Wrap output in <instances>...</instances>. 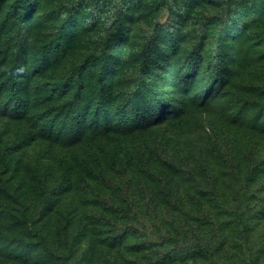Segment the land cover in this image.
<instances>
[{
  "label": "rangeland",
  "instance_id": "1",
  "mask_svg": "<svg viewBox=\"0 0 264 264\" xmlns=\"http://www.w3.org/2000/svg\"><path fill=\"white\" fill-rule=\"evenodd\" d=\"M18 1L0 0L8 55L0 82L23 65L29 76L18 79L30 99L15 112L0 95V264H264L263 8L223 22L226 0ZM118 8L119 45H109L108 63L85 61L114 29ZM68 14L85 28L54 50ZM144 46L151 88L194 67L186 91L171 86L159 105L137 101L126 128L116 125L117 107L134 88ZM217 50L225 80L202 93ZM99 70L111 89L101 103ZM81 105L89 115L107 111L110 122L95 133L81 125L76 140L63 117Z\"/></svg>",
  "mask_w": 264,
  "mask_h": 264
},
{
  "label": "trees",
  "instance_id": "2",
  "mask_svg": "<svg viewBox=\"0 0 264 264\" xmlns=\"http://www.w3.org/2000/svg\"><path fill=\"white\" fill-rule=\"evenodd\" d=\"M173 2L175 0H172ZM218 1V0H217ZM221 0H219L220 2ZM21 7H24L28 3L27 0H19L18 1ZM222 2V1H221ZM226 7L221 8L220 15H222L223 22L228 20V17L233 12H238L244 8H248L250 10V14L256 13L257 10L262 9L264 11V0H226ZM115 15V22L116 25L114 26V29L111 30L110 34L104 38L102 41V45L99 48L97 52H90L86 58L85 61H90L91 63H98L103 64L108 63L109 60L106 59L107 55V49L109 45H112L113 43H116V45H119V40H113L116 37H118V33L120 32V28L122 26L121 23V16H120V8H118ZM68 20L65 21L64 27L65 29L59 32V39L57 42L51 46L54 47V50L58 47H61L62 49H65L67 46L71 44L72 41L76 39L77 32L80 29H84L85 26L76 25L74 23L71 24V16L68 14L67 16ZM21 33L18 36V40H15V45L20 46L21 44ZM172 41V47L171 51L176 53V44L173 38L170 39ZM2 44H0V66L1 63L4 64L5 59L7 58L6 50L1 49ZM53 51V50H52ZM40 53V59L43 62H48V57L44 55L42 51ZM20 53L15 56V60L18 61L20 59ZM223 53H220L215 51L212 55L214 60V66L212 67L210 71V82L207 85L202 86L201 90L202 93L205 91H208L209 86L211 82L214 81L215 77H219L217 79L216 83L220 84L222 81L225 80L224 78V70L225 66H227L226 60L224 56H222ZM138 58H139V65L136 70V82L134 85V88L127 92L126 102L125 104H121L117 107V115L120 116V122H118L116 125H123L124 127H132L134 124V120L137 113L140 111L139 109L136 110V115H132L134 109L130 108H137L138 102L141 99L145 102H150L151 104L159 105L162 97V93L168 89H170L171 86H174L175 88L181 89V91L187 90V85L189 83V76H191L190 70L193 69V65L191 63H187L183 66L184 70L183 73L178 75V72H175L172 76H170L172 80H170V83L168 82L166 76L161 80L160 82V88L154 89L149 86V84L145 83L144 76L149 73L148 71V64L147 60L150 58V54H148V46L142 47L138 52ZM110 65H108L107 68L109 70H106V72H111ZM83 67V64L75 65L71 69V75L75 78L79 77L81 73V69ZM6 75L4 76L3 80L0 82V95L6 94L7 97L11 100V104H7L4 108H8L11 111H20V110H26L28 109L29 99L30 95L27 90V87L23 84V80L18 79V77L21 76H29V69L24 67L21 64H13L7 71ZM171 72H169L170 74ZM167 74V75H169ZM3 77V75H0V78ZM107 78L104 74V71L99 70L96 74V82H95V89L97 91V97L98 101L101 103L103 99H105L106 96L109 97L111 89L110 85L106 82ZM66 86L68 84V80L63 82ZM173 87V89H174ZM93 92V89H92ZM84 95H86L83 92ZM92 97V95H91ZM105 104V101H104ZM105 105H103L104 108ZM179 107H175L173 111H176ZM98 111V110H97ZM93 111L91 115L88 114V110L85 106H79L76 110H69L64 114V121H66L68 127L70 128V137L74 138L76 140H79L82 135L83 130H81L79 127L81 125H89L91 127V131L95 133L96 131H99L100 126H107L110 122L109 118H107V111H101L97 112ZM147 118V115L141 114L140 117ZM89 117V120L87 119ZM101 118L103 120H101ZM105 123V124H104ZM68 182H62L60 184V189L67 186ZM58 188V189H59ZM122 190V188H119ZM52 201V200H51ZM192 252L196 253L197 255L205 256L208 254L207 249H205L200 243H192L191 244ZM44 264H61V262H53L49 263V261H46ZM65 264V263H62Z\"/></svg>",
  "mask_w": 264,
  "mask_h": 264
}]
</instances>
